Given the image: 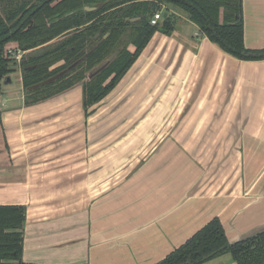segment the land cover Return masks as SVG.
<instances>
[{
    "label": "crops",
    "instance_id": "0c3cea01",
    "mask_svg": "<svg viewBox=\"0 0 264 264\" xmlns=\"http://www.w3.org/2000/svg\"><path fill=\"white\" fill-rule=\"evenodd\" d=\"M242 12L244 47L263 49L264 0ZM0 206L24 207L23 264H155L213 218L229 244L263 231L264 60L184 19L87 115L81 86L3 96Z\"/></svg>",
    "mask_w": 264,
    "mask_h": 264
},
{
    "label": "trees",
    "instance_id": "16d2710c",
    "mask_svg": "<svg viewBox=\"0 0 264 264\" xmlns=\"http://www.w3.org/2000/svg\"><path fill=\"white\" fill-rule=\"evenodd\" d=\"M175 8L186 12L188 21L222 53L239 61L264 60V48L244 47L242 0H0V82L18 67L27 106L81 86L87 115L155 32H173ZM162 10L166 16L161 13L150 25ZM133 18L139 20L130 22ZM11 43V51L21 53L18 62L7 53ZM52 77L56 79L44 83ZM24 221V207L0 206V264H23ZM223 255L235 264H264V230L229 244L219 219L213 218L155 264H204Z\"/></svg>",
    "mask_w": 264,
    "mask_h": 264
},
{
    "label": "rangeland",
    "instance_id": "374dc122",
    "mask_svg": "<svg viewBox=\"0 0 264 264\" xmlns=\"http://www.w3.org/2000/svg\"><path fill=\"white\" fill-rule=\"evenodd\" d=\"M163 12H164V10H162V13ZM172 13L174 14V17H175V24H176V22L177 23L182 22L184 19L188 20L186 12H184L181 9L175 8ZM14 47H15L14 44L11 43V44H8L6 46V49L8 51V50L13 49ZM129 50L132 51L133 48L129 47ZM0 87H1L0 88V98H1V96H2V98H3V96H4V98H6V97L8 98V95H13L14 97H19V96H21V92H22V96H24L22 86H21V81H20V73L18 72V67L14 66L13 73H11L8 76V78L2 79V81L0 82ZM1 99H0V105H1ZM109 133H113V132H109ZM125 133L131 134V132H125Z\"/></svg>",
    "mask_w": 264,
    "mask_h": 264
},
{
    "label": "water",
    "instance_id": "95a60500",
    "mask_svg": "<svg viewBox=\"0 0 264 264\" xmlns=\"http://www.w3.org/2000/svg\"><path fill=\"white\" fill-rule=\"evenodd\" d=\"M84 10H86V11H91V10H93V8H89V7H85L84 8ZM166 16V13H164L163 14V17H165ZM139 20V18H133V19H130V22H135V21H138ZM98 36V34L95 36V37H97ZM106 37V35L104 36V38ZM105 65V64H104ZM104 65H102L100 68H98L97 70H95L94 72H92L91 74H89V78H91V77H93L94 75H96L103 67H104ZM56 79V77H52V78H50V79H48V80H46L44 83L45 84H48V83H50V82H52L53 80H55ZM39 85H35V86H33L31 89H34V88H36V87H38Z\"/></svg>",
    "mask_w": 264,
    "mask_h": 264
},
{
    "label": "built area",
    "instance_id": "2783aa9c",
    "mask_svg": "<svg viewBox=\"0 0 264 264\" xmlns=\"http://www.w3.org/2000/svg\"><path fill=\"white\" fill-rule=\"evenodd\" d=\"M161 19V12H157L153 15V17L150 19L149 23L150 25H155L159 20ZM8 54L11 55V57H13L15 59L16 62L19 61L20 57H21V53L17 52V53H13L11 50L7 51Z\"/></svg>",
    "mask_w": 264,
    "mask_h": 264
}]
</instances>
